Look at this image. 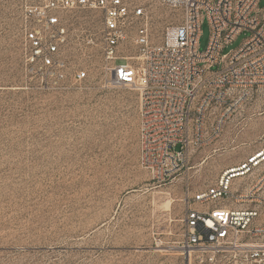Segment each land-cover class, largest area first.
<instances>
[{
  "label": "rangeland",
  "instance_id": "rangeland-1",
  "mask_svg": "<svg viewBox=\"0 0 264 264\" xmlns=\"http://www.w3.org/2000/svg\"><path fill=\"white\" fill-rule=\"evenodd\" d=\"M34 1L0 0V264H229L200 253L188 263L178 248L180 220L187 198L264 145V89L215 140L190 151L179 175L158 182L138 160L139 94L99 83L100 11L64 13L69 64L55 86L25 60L22 13ZM136 1L149 12L154 42L180 20L179 11L156 0ZM133 34L119 61H135ZM250 35L241 31L221 53ZM209 36L202 12L199 53ZM77 66L90 74L79 84L72 80Z\"/></svg>",
  "mask_w": 264,
  "mask_h": 264
},
{
  "label": "built area",
  "instance_id": "built-area-1",
  "mask_svg": "<svg viewBox=\"0 0 264 264\" xmlns=\"http://www.w3.org/2000/svg\"><path fill=\"white\" fill-rule=\"evenodd\" d=\"M156 1L180 13L159 42L151 38L149 12L136 0H36L24 7L22 29L29 70L58 86L69 64L64 13L100 11L99 83L139 94V164L153 180L165 182L180 174L190 151L215 140L254 91L264 89V7L258 8L260 0ZM202 12L210 36L199 53ZM243 30L251 35L222 54ZM131 32L135 61H119ZM215 64L221 69L212 71ZM89 78L87 66L72 74L73 83ZM180 221L178 248L188 263L200 253L210 261L264 264V145L187 198Z\"/></svg>",
  "mask_w": 264,
  "mask_h": 264
}]
</instances>
